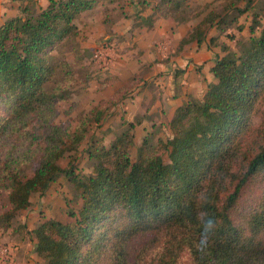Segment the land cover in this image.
I'll list each match as a JSON object with an SVG mask.
<instances>
[{"label": "trees", "instance_id": "obj_1", "mask_svg": "<svg viewBox=\"0 0 264 264\" xmlns=\"http://www.w3.org/2000/svg\"><path fill=\"white\" fill-rule=\"evenodd\" d=\"M96 1L47 0L38 12L24 6L22 15L0 24V100L10 108L0 134L6 129L19 132L36 117L47 121L55 100L68 96L73 66L53 52L79 56L83 48L76 20ZM191 1L138 0L151 10L141 22L150 27L162 16L186 23L197 17ZM240 1L224 0L220 10L204 14L180 44H201L210 29L222 30L237 20L250 7L246 0L241 8ZM229 9L236 10L234 18L229 19ZM114 12L123 9L103 10L105 34L112 33L119 18ZM249 29L251 36L239 54L218 57L211 64L217 80L207 85L202 101L190 96L176 108L174 136L165 145L168 162L160 154L133 161L122 147L131 139L123 134L98 151L103 159L93 174L80 176L72 162L66 167L57 163L68 135L54 128L32 176L20 178L15 166L9 171L12 210L28 205L29 193L44 192L60 173L82 199L78 213L68 210L73 223L47 220L35 230L36 249L48 264H98L108 251L107 240L114 239L115 247L141 229H157L167 236L159 264H176L183 248L191 264H264V109L259 124L253 125L264 95V25L258 36L253 26ZM79 135L73 136L76 142ZM26 154L23 151L14 162ZM255 179L263 181L261 194L240 225L235 213ZM112 250L110 261L125 264L118 247Z\"/></svg>", "mask_w": 264, "mask_h": 264}, {"label": "rangeland", "instance_id": "obj_2", "mask_svg": "<svg viewBox=\"0 0 264 264\" xmlns=\"http://www.w3.org/2000/svg\"><path fill=\"white\" fill-rule=\"evenodd\" d=\"M41 1L0 0V24L13 15H22L24 6L38 12ZM98 1L78 20V40L83 48L79 56L67 51L53 52L73 66L68 96L55 100V111L47 121L36 117L19 132L6 129L0 134V264H48L36 249L35 230L47 220L73 223L68 210L78 213L82 207V199L72 181L60 173L44 192L31 191L28 205L12 210L13 185L8 179L9 171L15 166L20 178L32 176L46 138L54 128L68 135L61 145L64 152L57 163L66 167L72 162L75 173L80 176L93 174L103 159L98 151L108 149L123 134L127 135L126 140L131 139L122 147L127 148L133 161L160 154L168 162L165 145L174 136L172 120L176 108L190 96L202 101L207 85L217 80L210 72V65L218 57L239 54L251 36L249 27L253 26L254 35L258 36L264 25V0H248L250 7L237 20L233 19L222 30L208 31L207 37L213 38L212 43L207 42L210 48L205 45L196 49L206 56H187L183 44L172 41L170 36L151 37L154 43L149 45L145 41V46L139 41L141 10L135 1L131 4L129 0H108L122 7L124 14L114 12L119 18L112 33L100 34L102 6ZM246 2H239L241 8ZM224 4V0H192L191 7L197 17L191 19L190 28L204 14L220 10ZM228 11L229 19L236 16V10ZM189 46L195 48L194 44ZM148 48L158 55L151 56V61H145L143 56ZM185 48L188 50V46ZM263 109L264 95L256 105L253 125L259 124ZM9 116V104L0 100V124ZM77 134L81 135L76 142L73 136ZM23 151H27V158H19L16 164L15 157ZM261 184L262 179H255L246 187L240 210L235 213L240 225H244L247 208L258 201ZM165 239L164 232L157 229H141L116 246L125 264H159ZM106 242L108 251L99 258L98 264H113L109 256L112 248H116L115 242L114 239ZM176 264H191L186 249L179 251Z\"/></svg>", "mask_w": 264, "mask_h": 264}, {"label": "crops", "instance_id": "obj_3", "mask_svg": "<svg viewBox=\"0 0 264 264\" xmlns=\"http://www.w3.org/2000/svg\"><path fill=\"white\" fill-rule=\"evenodd\" d=\"M107 1L108 0L98 1V4L100 6H102V8H101L102 9V14H103L104 8L107 7V6H109V7H111V6L118 7L117 5H113V3H111L112 2L111 0H109L111 2H109V1L107 2ZM132 1H135L134 3L137 5L138 9L141 10V12H140L141 15L139 14L140 16H138V20L142 21L141 18L147 16L151 12V10H150L149 7H143L141 4H139L138 0H129L128 3L133 4ZM40 5H41V7H45L47 5V0L41 1ZM91 10H92V8L88 9V10H85V11H83L81 13L80 17L76 20L77 25H78V20H80L87 11H91ZM124 10L127 11V9H124ZM102 14L100 13V17H99V23L101 24L99 31H100V34H103V33L105 34V27H104V24H103V21H102ZM190 21H188L186 23L178 24V23H175V22L171 21L170 19L164 18L162 16H158L155 19V21L152 23V26H150V27L147 26V25H144L142 22H139L138 23V27L140 26L139 29L141 30L140 31L141 32V36L138 39H139V41L141 43L144 44V42L147 41L148 44L150 45L152 42L154 43V40H155L154 38H151V37H156V38L159 37L160 38L161 36L166 35V36H170L172 41L177 42V43L179 42L178 44L181 45L180 41L184 37H186L188 32L191 30ZM114 26H115V24L113 25V28H114ZM147 32H148V34H147ZM115 36H116V34H115ZM136 39L137 38H135V40ZM207 42L209 43V38L208 37L201 44H197L195 41H193V42H190V43H187V44H183L182 46H184L183 49H184L185 54L187 56H202V55H205V54L203 52H199V51L196 52V49L198 48V46H200V47H203L205 45L207 46ZM190 44H194L195 48L194 49H190V47H191V46H189ZM185 45L188 46V50H186ZM144 46H145V44H144ZM207 47L210 48L209 45ZM207 52L209 53V50ZM160 53H162V52H160ZM163 55H161V56H163ZM143 56H146V58H145L146 60L145 61H151L152 60L151 56H158V55H157V53L154 54V52L151 51L150 48H148L146 50L145 54H143ZM181 67L184 68V66H181Z\"/></svg>", "mask_w": 264, "mask_h": 264}]
</instances>
